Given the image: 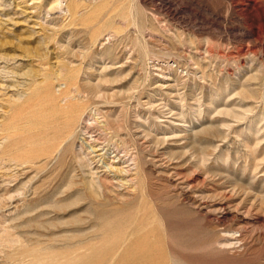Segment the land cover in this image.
I'll return each mask as SVG.
<instances>
[{"label": "rangeland", "instance_id": "obj_1", "mask_svg": "<svg viewBox=\"0 0 264 264\" xmlns=\"http://www.w3.org/2000/svg\"><path fill=\"white\" fill-rule=\"evenodd\" d=\"M56 2L0 0V264H264V0Z\"/></svg>", "mask_w": 264, "mask_h": 264}, {"label": "bare ground", "instance_id": "obj_2", "mask_svg": "<svg viewBox=\"0 0 264 264\" xmlns=\"http://www.w3.org/2000/svg\"><path fill=\"white\" fill-rule=\"evenodd\" d=\"M63 3H64V6L66 5V0H57V2L55 3V5L53 6V8H55L56 10H62V5H63ZM67 9V8H66ZM52 10H54V9H52ZM46 11H48V12H46L47 14H49V13H51V9H50V11L49 10H46ZM84 113V112H83ZM135 116V115H134ZM86 127V126H85ZM86 129V128H85ZM117 129V128H116ZM82 130V129H81ZM84 130V129H83ZM65 138V137H64ZM136 139V138H135ZM134 139V141L133 142H135L136 140ZM135 144V143H134ZM137 148V147H136ZM138 148H139V146H138ZM136 152H137V150H136ZM98 187V186H97ZM96 192V191H95Z\"/></svg>", "mask_w": 264, "mask_h": 264}]
</instances>
